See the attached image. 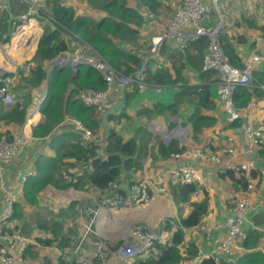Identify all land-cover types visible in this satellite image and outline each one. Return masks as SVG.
Listing matches in <instances>:
<instances>
[{
	"label": "crops",
	"instance_id": "0c3cea01",
	"mask_svg": "<svg viewBox=\"0 0 264 264\" xmlns=\"http://www.w3.org/2000/svg\"><path fill=\"white\" fill-rule=\"evenodd\" d=\"M70 1V3H65L73 6L79 15L87 14L93 18H98L101 13V11L95 9L93 6L94 9L90 7L91 5L86 0ZM128 1L130 5L140 11V2L137 0ZM181 1L155 0L157 12L149 4H146L157 13L160 19L170 20L173 17L177 5ZM222 3L227 15L228 34H233L234 36L237 34L242 38V40L236 41V45L244 63V59L247 56L254 51L258 52V48L261 50L260 52L264 51V35L260 29L264 27V0H223ZM14 4L16 3L14 2ZM24 8L26 10L25 5ZM19 13L22 12L12 14L10 20ZM141 13L145 20H143V24L139 27L138 37L135 41L132 39L123 43L129 48H134L135 46V52L137 54L146 53L150 48L151 38L162 29L161 22L150 20L143 12ZM35 17L39 18V15ZM35 17H32L21 29L17 28L18 31L14 32L15 35L11 37V44L10 42L0 44V72L14 73L19 64L23 65L34 56L39 39L44 32L43 27H40ZM16 37L17 39H15ZM79 37L81 36L78 33H71L66 36L69 43L67 50H74L81 45L82 41ZM184 47L185 45L181 47L173 42L165 43L160 58L150 63L147 68L152 73L161 69H168L175 77V64L171 56L174 59L178 56L179 58L176 59V64L180 67L182 78H180V81H177L176 85H183L182 80H185V83L192 87L203 84L204 81L201 73L205 70L202 68V59L206 48L199 56V59H195L193 63L188 59L189 53L192 54V52L188 48L183 50ZM196 57L197 54H195ZM30 65L29 60L24 64V68L27 69ZM259 73H264V62L257 63L254 69V76L258 77ZM213 74L214 76L211 78L214 84V105L212 108L207 109L206 113L214 115L216 122L211 127H207L199 133L198 139L192 137V127L188 122L185 123L194 106L193 102L187 101L188 97L186 96H183V100L178 105L177 114L165 112L164 114L154 115L151 118L138 116L141 106H150L156 103L158 99L169 101L174 98L179 91L177 87L171 88L169 86V88L162 89L161 85L152 83L151 87H148L144 91L138 89L139 93L143 95L135 104L125 105V94L129 93L134 85L127 89L115 85L112 88L109 98L110 101L113 99V106L109 109L102 107L107 105L109 100L104 105L99 106L101 109L100 114L103 116V120H100L101 129L98 130L97 135L92 134L93 139L97 143L101 145L105 143L108 126H114L125 137H128L135 132L138 123H142L145 129L152 134L153 139L150 141L148 152L143 158V168L139 172L132 174V179L134 178V180L139 182L146 181L147 195L140 203L132 202V189L128 186L129 183L124 174L116 183V187L101 191L94 185H91L87 180V176L83 175L84 170L86 168L88 169L87 165L83 167L73 166L77 152V148L73 144L77 141L80 133L83 138L82 130H80L77 122L73 121L74 118L65 119L45 135L39 136L34 134V138L27 140L18 155L2 163L0 176L4 185H0V218L3 214L6 192L8 190H19L20 192L15 204H18L22 211L25 212V218L22 219L28 223V228H31L29 233H24L30 234L29 236H34L36 244H38L35 250L39 253L35 257H26L19 264H44L46 263L45 255L51 258L52 264H58L59 257L64 255L65 249L62 248L65 247L60 248L56 243L44 245L41 241L38 242V237L44 241H53L51 238L53 236L55 237L52 232L41 230L38 227L35 217L39 213H43L46 217L54 220L64 222L65 219V231L71 232V237L73 238V244L68 249L70 251L69 258L71 261L79 255H91L97 242H101L107 250V255L104 258L105 264H123V262L134 264L133 258L125 262L119 253V249L126 239H130V232L135 224H142L148 228H156L160 225L164 217L168 216L172 220L176 219L178 221L181 217L187 216L192 209L189 203L179 205L173 195V184L179 181L173 177L172 169L182 162H189L201 171L203 175L201 182L202 190L197 195L193 194V198L202 199L205 192L209 195L208 211L203 217L201 225L211 227L208 231L200 229L199 227L188 228L185 235L186 241L195 242L199 248L196 264L204 257L219 256L221 254V244L226 235V228L222 225L225 219L231 215V204L240 196L243 189H239L240 185L236 184L232 179L224 177L219 172V165L216 163L208 162L192 155L173 157V152L166 156L159 152V144L157 143L162 140L165 144H169L172 140H177L178 146L183 149L174 152H182L186 148L194 149L196 147H204L208 151L215 152L227 146L229 137L232 136L234 137L236 146L238 148L242 147V131L237 129L241 122L235 124L234 122L228 121L223 104L219 99L218 81L215 77L216 73L213 72ZM19 83L21 84V78L18 74L14 78L13 85L11 86L14 96L19 94V92L15 91V87ZM46 91L47 84L45 83L35 89L33 99L35 100L40 94V97H42ZM119 113H122V117L118 121L108 120L110 115L114 116ZM244 119L252 124L263 122L264 108L262 107V102L252 106ZM124 124L125 127H123ZM18 127L12 128L13 133ZM83 142L87 144L90 141L85 142L83 139ZM252 158L255 161V170L259 173L256 176V191L253 197L254 208L249 212L247 220L244 222L245 230L257 226L256 222L254 223V214L264 210V160L258 155V146L255 147ZM239 159L241 158H237L236 160ZM49 176L54 179L52 182L47 181V177ZM27 182L30 185L42 182L41 188L35 194L38 201L37 205L30 202L26 197L25 185ZM66 183H75L76 185L64 186ZM120 187H124L126 190L125 194L117 193ZM162 187L165 188L164 191L161 190ZM107 194L122 197L124 203L119 209L113 208L106 210L105 208H101L96 214L95 208L100 207L99 204L102 197ZM94 215H98L99 230L97 227L95 232L88 233L81 245L80 251L74 253L73 248L78 244L81 237H84L85 224L95 223L93 221ZM105 220H110L114 223L116 229L108 233L104 232L101 229V223ZM23 221L14 219L11 226L18 224L20 227H23ZM69 221L72 222V225L68 224ZM216 225L218 226L215 227ZM94 226L96 227V224ZM259 229L263 231L259 242V249L264 254V224ZM169 237L170 235L168 233L167 239ZM241 245V241L235 243L231 256L237 257L245 251ZM196 258H194L193 262ZM71 261H69L70 264Z\"/></svg>",
	"mask_w": 264,
	"mask_h": 264
},
{
	"label": "trees",
	"instance_id": "16d2710c",
	"mask_svg": "<svg viewBox=\"0 0 264 264\" xmlns=\"http://www.w3.org/2000/svg\"><path fill=\"white\" fill-rule=\"evenodd\" d=\"M67 1L43 0V10L46 14L43 15L45 17L44 20L40 16L39 18L42 19L44 32L30 61V67L28 66L26 71H20L21 84L19 83L15 87V91L19 92L15 96L16 102L12 105H7L0 99V139L3 137L11 139L13 137L12 128L21 125L26 120L29 107H32L41 98L40 94L34 100L33 92L45 83L47 84V91L41 105V110L45 117L35 127L34 134L45 135L54 126H57L67 118L79 120L93 135L98 134V130L101 129L100 120H103V116L100 114L101 109L95 105H84L78 98V93L82 89H103L106 86V82L101 71L88 64H80L77 71H73L70 67L55 66L47 73L44 69V64L49 59L67 51L69 48V43L66 39L67 35L78 33L84 41L101 52L115 68L124 73H131L141 64L142 59L135 52V46L134 48H129L123 44L132 39L136 40L139 34V27L145 20L142 13L130 5L128 0H86L91 5L90 7L93 6L101 11L98 18H93L87 14H77L73 6L65 3ZM142 1L157 10L155 0ZM6 3L8 6L7 10L0 13V44L10 40L12 34L11 15L25 10V4L20 0H6ZM260 29L264 35V27ZM239 36L237 34L236 36L233 34L229 35L226 26L225 31L221 33V41L230 61L235 65L242 66L244 64L243 59L236 45L237 40H242ZM206 47L207 39L201 37L187 42L183 50L188 48L192 52V54L189 53L188 59L194 63V60L199 59ZM257 51L260 52L261 50L258 48ZM195 54H197L196 58ZM178 58L177 56L176 59ZM171 59L175 64V77L168 69H161L152 73L147 68L146 79L147 82L151 81L161 85L162 89L170 86L171 88L177 87L179 91L169 101L158 99L156 103L150 106H141L138 116L151 118L154 115L164 114L165 112L177 114L178 105L183 100V96H186L188 97L187 101L193 102L194 106L185 123L188 122L191 125L192 137L198 139L199 133L216 122L214 115L206 113V110L214 105V84L211 78L214 74L211 71H203L201 76L204 83L201 85L192 87L186 84L185 80H182L183 85H176L177 81H180L182 77L180 67L176 64V59L172 56ZM181 64L183 65V63ZM262 83H264V73H259L258 77L254 76L255 92H261L259 85ZM142 95L139 93L137 86H134L129 93L125 94V105L135 104L137 100L141 99ZM234 96L239 105H246L252 98V91L250 87L239 85L235 89ZM121 117L122 113L114 116L110 115L108 120L116 122ZM234 123L239 124L240 121ZM107 131L106 141L102 145L97 143L95 139L86 144L83 142L81 133L78 135L77 141L73 144L77 148L73 166L83 167L87 165L88 169L84 170L83 175L87 176V180L91 185L101 191L116 187V183L123 174L127 178L128 186L131 187L133 183L138 182L134 178L132 179V174L139 172L143 168V158L148 152L150 141L153 139L152 134L145 129L142 123H138L135 132L128 137H125L114 126H108ZM263 139L259 141L257 146L258 155L264 160ZM157 143L159 144V152L166 156L172 152L175 153L174 151L183 149L178 146L177 140H172L169 144H165L162 140ZM258 173L253 170L252 175L256 177ZM222 175L240 185L239 189L245 190L247 188L249 180L245 173L228 169ZM53 180L50 176L47 177L48 182ZM73 184L75 183H66L64 186H73ZM41 186L42 182L34 185H30L27 182L25 185L26 197L35 205L38 204L35 194ZM196 191L197 186L194 184L174 182L173 195L175 201L179 205L189 203L192 209L187 216L180 218L183 227H177L175 225L177 220H172L167 216L170 219L166 224L170 235L169 239L156 242L151 250L144 254L146 256H135L133 258L134 264H194L193 260L199 255V248L195 242L186 241V230L202 224L209 204L207 192H205L202 199H194L193 194ZM117 193L125 194L126 190L124 187H120ZM22 218H25V212L22 211L18 204H15L11 221L13 222L14 219L23 221ZM35 219L41 230L52 232L55 235V237L51 238L53 241H44L38 237V242L41 241L44 245L56 243L60 248L65 247L62 248L65 251L64 255L62 256L61 254L62 257H59L58 264H70V251L68 249L73 244V238L71 237V232L65 231V219L64 222L54 220L46 217L43 213H39ZM254 220L257 226L246 230L247 237L241 241V246L245 251L237 257H229L235 260V264H264V254L259 249V242L263 235V231L259 228L264 224V210L254 214ZM23 224V227L14 224L12 229H17L24 235L29 236L30 234H25L24 232L29 233L31 228H28L26 221H23ZM37 245H30L25 258L35 257L39 253L35 250ZM44 258L46 260L44 264H52L48 255H45ZM198 264H216L215 257H204Z\"/></svg>",
	"mask_w": 264,
	"mask_h": 264
},
{
	"label": "built area",
	"instance_id": "2783aa9c",
	"mask_svg": "<svg viewBox=\"0 0 264 264\" xmlns=\"http://www.w3.org/2000/svg\"><path fill=\"white\" fill-rule=\"evenodd\" d=\"M26 5V10L11 19V27L14 32L27 24L32 17L45 15L43 10V0H20ZM140 2V13L143 12L150 20H156L162 23V29L151 38L150 48L146 53H138L142 61L131 73H124L115 68L110 61L98 50L94 49L89 43L81 37V45L74 50H67L62 54H57L44 64L47 73L52 67H70L77 71L80 64H88L101 71L105 79L106 86L103 89H82L78 93V98L84 105H104L110 98L112 88L116 85L123 89L131 86H137L140 91L149 87L146 81V69L150 63L157 61L167 42L176 43L184 46L187 42L205 37L207 47L202 59V68L205 71L216 73L218 81L219 99L223 104L227 119L229 122L240 121L237 128L242 131L243 144L238 148L234 137H229L228 145L222 147L219 151H208L204 147L194 149H185L182 152L172 153L173 157H184L192 155L202 158L208 162L219 165V172L225 173L228 169L235 172H243L248 178V185L242 190L230 206L231 215H229L223 227L226 228V235L221 244V254L215 257L216 264H220L221 256L228 258L233 254V247L238 241L247 237V231L244 228V222L247 220L249 212L254 208L253 197L256 191V177L252 175L255 170V161L252 158L253 151L259 141L264 138V122L252 124L245 121V115L255 104L262 102L264 108V83L260 84L261 92L254 91V69L257 63L264 62V52H253L244 59V65L238 66L232 63L221 41V33L227 26V15L222 7L223 0H182L176 7L173 17L170 20L160 19L157 13L152 10L145 2ZM237 1V0H231ZM6 0H0V13L7 10ZM24 69V64H19L14 73L0 72V99L8 104L16 102L14 94L10 87L13 85L14 78ZM250 87L252 98L246 105H239L235 100V89L237 86ZM46 93L34 104L26 117V120L14 131L13 137L0 139V175L2 163L9 161L24 147L29 139L34 138V128L43 121L45 115L42 112V102ZM77 122L83 133L85 142L92 141V133L79 120ZM237 158H241L236 160ZM236 160V161H235ZM173 177L184 184H194L197 186V195L201 192V182L203 175L195 166L189 162L177 164L172 169ZM146 181L135 182L131 185L132 202L140 203L147 195ZM0 185H4L0 176ZM161 190H165L164 187ZM19 190H8L4 197L3 214L0 218V263L19 264L25 260V255L31 244H36L34 236H26L17 229H12L11 217L14 213V205L17 201ZM124 203L120 196L115 197L110 194L104 195L95 208L97 214L101 208L106 210L119 209ZM98 215H94V222L85 224L84 237H81L78 244L73 248L74 253L80 251L86 235L95 232L99 222ZM168 217H164L160 225L156 228H148L142 224H135L130 232V239L123 242L119 253L123 259L131 260L138 255L148 253L158 241H164L168 238L169 231L166 228ZM11 221V222H10ZM72 225V222H68ZM96 224V227L94 226ZM177 227H183L180 220L176 221ZM216 225L215 227H217ZM200 229L208 231L211 227L199 225ZM54 247V246H53ZM58 250V248L56 247ZM60 253V252H59ZM106 247L103 243L97 242L91 255H79L71 264H105ZM195 259L194 263H197Z\"/></svg>",
	"mask_w": 264,
	"mask_h": 264
},
{
	"label": "rangeland",
	"instance_id": "374dc122",
	"mask_svg": "<svg viewBox=\"0 0 264 264\" xmlns=\"http://www.w3.org/2000/svg\"><path fill=\"white\" fill-rule=\"evenodd\" d=\"M16 1V0H15ZM80 1H82V0H80ZM71 1L70 0H68L67 1V3H70ZM43 6H44V4H43ZM222 7H223V4H222ZM156 12H157V10H156ZM225 12V11H224ZM40 17H42V19L44 20V18L45 17H43V15H39ZM36 18V17H35ZM37 20H38V22H39V25H40V27L42 28L43 27V24H42V19H40V18H36ZM12 30V34H11V37L13 36V35H15V33H14V30L13 29H11ZM10 37V40L12 39ZM10 40L8 41H4V42H2V43H6V42H10ZM10 44H11V42H10ZM33 58V57H32ZM32 58L31 59H29L30 61L32 60ZM28 60V61H29ZM28 61H26V62H28ZM26 62L24 63V64H26ZM26 70V68H24V71ZM20 74V73H19ZM149 83V87H151V84L152 83H154V82H151V81H149L148 82ZM151 83V84H150ZM10 90H11V92L13 93V90H12V87H10ZM14 94V93H13ZM111 106H113V99H111V101L109 100V103L107 104V105H105V106H102L104 109H109ZM31 108V106L29 107V109ZM123 127H125V124L123 125ZM145 199V198H144ZM143 199V200H144ZM89 224V223H88ZM121 249V248H120ZM119 249V250H120ZM106 252H107V250H106ZM107 255V254H106ZM139 256V255H138ZM123 259V258H122ZM125 262H127V260L126 259H123ZM123 262V261H122ZM123 264H127V263H124L123 262Z\"/></svg>",
	"mask_w": 264,
	"mask_h": 264
},
{
	"label": "water",
	"instance_id": "95a60500",
	"mask_svg": "<svg viewBox=\"0 0 264 264\" xmlns=\"http://www.w3.org/2000/svg\"><path fill=\"white\" fill-rule=\"evenodd\" d=\"M101 229L104 232H111L114 229H116V225L114 223H112L110 220H105L101 223ZM219 262L220 264H235V260L234 259H228L226 257L221 256L219 258Z\"/></svg>",
	"mask_w": 264,
	"mask_h": 264
},
{
	"label": "bare ground",
	"instance_id": "6f19581e",
	"mask_svg": "<svg viewBox=\"0 0 264 264\" xmlns=\"http://www.w3.org/2000/svg\"><path fill=\"white\" fill-rule=\"evenodd\" d=\"M11 29H12V27H11ZM15 39H17V37H16ZM263 52H264V51H263ZM243 65H244V64H243ZM243 65H242V66H243ZM23 70H24V69H23ZM23 70H22V71H23ZM19 73H20V72H19ZM19 73H18V74H19ZM145 73H146V71H145ZM146 81H147V79H146ZM108 100H109V99H108ZM95 106H101V105H95ZM44 115H45V114H44ZM40 123H41V122H40ZM40 123H39V124H40ZM230 256H231V255H230ZM230 256H229V257H230ZM229 257H228V258H229ZM230 259H231V258H230ZM96 263H98V262H95V264H96Z\"/></svg>",
	"mask_w": 264,
	"mask_h": 264
},
{
	"label": "clouds",
	"instance_id": "9594fccd",
	"mask_svg": "<svg viewBox=\"0 0 264 264\" xmlns=\"http://www.w3.org/2000/svg\"><path fill=\"white\" fill-rule=\"evenodd\" d=\"M43 112V111H42Z\"/></svg>",
	"mask_w": 264,
	"mask_h": 264
}]
</instances>
